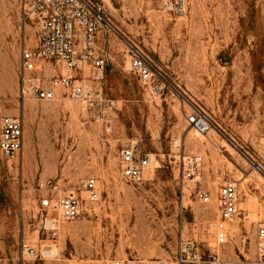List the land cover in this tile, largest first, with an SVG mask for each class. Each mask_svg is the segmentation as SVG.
Segmentation results:
<instances>
[{
  "label": "rangeland",
  "instance_id": "374dc122",
  "mask_svg": "<svg viewBox=\"0 0 264 264\" xmlns=\"http://www.w3.org/2000/svg\"><path fill=\"white\" fill-rule=\"evenodd\" d=\"M164 1L117 0L111 6L114 23L169 67L236 147L217 129L197 137L179 99L152 97L131 71L125 43L115 33L99 43L109 61L104 79L94 84L118 102L111 135L65 91L53 100H23L20 54L23 46L35 45L36 25L22 21L18 0H0V101L25 121L21 159L0 155V264L172 261L183 234L196 241L204 259L211 253L256 256V228L264 222V0H184L183 16L165 9ZM55 74L47 63L44 75ZM131 138L162 161L140 183L120 172L118 141ZM175 139L184 141L182 152L202 157L200 179L184 192L170 158ZM47 178L60 182L62 194L74 190L83 198L82 217L63 223L57 236L33 228V201L41 198L37 184ZM89 178L99 182L95 202L83 186ZM226 180L239 184L240 211L219 243L216 204L202 202L197 191L215 197ZM23 219L41 253L37 259L20 258Z\"/></svg>",
  "mask_w": 264,
  "mask_h": 264
},
{
  "label": "built area",
  "instance_id": "2783aa9c",
  "mask_svg": "<svg viewBox=\"0 0 264 264\" xmlns=\"http://www.w3.org/2000/svg\"><path fill=\"white\" fill-rule=\"evenodd\" d=\"M117 0H18L22 21L31 22L37 28V46H23L19 65V92L23 100H53L57 91H65L73 100L97 121L102 123L107 134H112L113 113L118 102L108 96L102 88L94 85L108 65L109 56L98 48L100 35L115 33L126 47L131 62V71L152 97L181 101V111L187 123L202 134L217 129L225 137V131L213 120L208 109L192 100L179 78L159 59L154 57L134 36L120 32L114 23L111 6ZM163 6L179 16L185 15L184 0H165ZM47 63L57 69L51 78L44 75ZM90 69L93 76L83 73ZM81 74V75H80ZM228 145L236 147L234 140L224 138ZM118 160L121 175L132 183H140L147 172L162 165V161L145 150L138 138L118 141ZM182 139H175V152L170 155L184 192L189 182H197L201 176L202 157L186 154ZM25 145V121L21 115L4 113L0 101V155L8 160L21 159ZM181 151V152H180ZM259 170L262 166L252 160ZM84 189L89 201L95 202L100 195L96 178L87 179ZM37 189L40 199L33 201L32 215L36 219L34 232L43 231L57 236L65 222L80 219L83 215V198L74 190L61 193L60 182L55 178L40 180ZM45 192V193H43ZM198 198L204 203L215 202L221 219L217 239L224 243L229 236L226 225L234 222L239 215V184L226 180L214 197L209 190L199 189ZM29 225V224H28ZM257 247L253 258H223L211 253L204 259L195 240L184 234L178 245V253L172 261L163 259H139L135 257L115 258L110 264H264V222L256 228ZM20 258L37 259L40 251L29 241L25 221L22 220Z\"/></svg>",
  "mask_w": 264,
  "mask_h": 264
},
{
  "label": "crops",
  "instance_id": "0c3cea01",
  "mask_svg": "<svg viewBox=\"0 0 264 264\" xmlns=\"http://www.w3.org/2000/svg\"><path fill=\"white\" fill-rule=\"evenodd\" d=\"M36 32H37V28H36ZM106 35H100L99 36V38H98V48H99V52L102 54V52H104L100 47H99V43H100V41L105 37ZM37 46V39H36V41H35V45L33 46V47H36ZM49 65H51V68H52V70L53 71H55V73H57L58 71H57V69L55 68V67H53V65L51 64V63H48ZM130 64H131V62H130ZM45 69H46V67H45ZM90 72V76H93V74H92V72H91V70L90 69H86L83 73H81V74H85L86 76H87V72ZM104 71H105V69L102 71V72H100V79L99 80H97V81H102L103 79H104ZM80 74V75H81ZM94 84H95V81H94ZM96 87H98V88H102L103 89V87L102 86H97V85H95ZM4 113H6V114H11V115H17V114H14V113H11V112H9V111H7L6 110V108L4 107ZM223 184V183H222ZM221 184V185H222ZM220 185V186H221Z\"/></svg>",
  "mask_w": 264,
  "mask_h": 264
},
{
  "label": "bare ground",
  "instance_id": "6f19581e",
  "mask_svg": "<svg viewBox=\"0 0 264 264\" xmlns=\"http://www.w3.org/2000/svg\"><path fill=\"white\" fill-rule=\"evenodd\" d=\"M200 135H205V134H202V133H199L198 131H196V136H200ZM256 168V167H255ZM259 171V170H258Z\"/></svg>",
  "mask_w": 264,
  "mask_h": 264
}]
</instances>
